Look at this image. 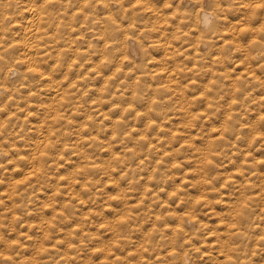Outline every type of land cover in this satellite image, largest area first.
I'll use <instances>...</instances> for the list:
<instances>
[{
    "label": "rangeland",
    "instance_id": "obj_1",
    "mask_svg": "<svg viewBox=\"0 0 264 264\" xmlns=\"http://www.w3.org/2000/svg\"><path fill=\"white\" fill-rule=\"evenodd\" d=\"M67 1L59 5V14L71 6ZM95 3L96 0H91L88 9L91 29L97 33L103 30L107 35L118 31L116 28L124 22L122 15L118 12L110 14L106 8L104 12L95 13ZM250 5H253L250 0H231L230 18L234 20L229 25L237 24L239 29L247 19ZM262 10L253 13L252 18L259 20L258 25L264 24ZM19 13L16 20L20 26L10 29L13 24L6 25V37H0L1 56L3 51L9 53L12 50L16 55L22 53L20 40L14 36L20 33L24 24L25 15L20 19ZM165 13L171 24L184 25L183 14L174 11L172 5ZM12 17L9 15V23ZM101 25L103 29L97 28ZM255 26L253 20L246 31L239 33L240 46L235 47L228 35L222 39L220 45L224 53L215 63L214 72L218 73L212 80L214 89L210 87L215 99L211 104H207L204 98L195 100L197 104L193 107H197L195 113L192 111L194 117L190 128L183 118L181 105L196 97L197 94H193L195 84L184 93V99L172 89L168 95H144L135 99L134 107H131L132 92L122 82V69L114 74L108 68L104 73L106 84L99 83L100 78L91 81L93 73L89 74L87 83L98 89L103 87L107 95H116L122 111L116 114L108 108V101L106 121L96 114L86 122L81 118L77 97L72 103L66 101L61 113L67 111L70 118H62L63 122L53 129L50 142L58 146L43 160L47 174L40 185L32 178L22 179L27 168L25 161L12 162L10 156H0V194L9 182L17 185L15 198L24 197V208L16 215L15 224L9 218L10 203L9 206H0V264H30L32 261L37 264H210L207 255L214 251L213 242L206 238L211 229L219 225L222 216L223 222L228 219L225 216L228 207L237 210L234 208L238 205L235 199L242 195L246 199L243 205L248 209L247 215L242 218V223L236 222L235 218L226 221L233 222L232 227L237 233L232 241L233 264H264V215L261 213L264 209V90L256 85L255 79L247 78L249 74H255L261 78L260 83L264 80V52L252 50L248 59L242 58L244 49L256 41L253 35ZM67 28L69 26H65ZM184 29V34L189 35L187 26ZM171 41L174 46L177 43L182 47L178 53V72L185 74L191 83V79L194 81L193 78L207 67L202 58L191 52V46L175 37ZM101 45L96 44L93 48L98 50ZM77 47L81 51L86 45ZM154 54L153 51L147 54L150 61L146 67L153 76L146 80L157 88L162 86L156 85L163 78L156 70L155 59H151ZM90 56L91 60H76L72 75L62 79L67 82L63 89L68 95L77 94L82 88L74 89L70 84L82 78L79 76L87 77L77 66L85 64L86 68L90 64L86 62L97 61L95 55ZM70 59L64 56L59 61ZM57 62L54 54L47 57L43 70L61 80L64 72L60 73ZM223 62L226 66H221ZM241 89L243 93H238ZM48 90V82H33L29 102L19 101L16 97L9 107L2 108L3 100L0 99V123H3L0 142L4 143V149H15L11 154L13 159L28 155L27 150L37 139L39 134L35 128L40 125L36 124V118L43 117L44 107L51 98ZM233 91L237 94L231 97ZM146 105L151 106L149 111L142 110ZM26 106L30 110L29 118L21 111ZM226 109L227 114L224 113ZM7 113H11L12 118H8ZM111 120L117 122L114 131L109 125ZM77 129L82 133L83 142L73 134ZM209 130L210 140L215 141L205 159L207 169L212 172L210 176L205 174L207 186L205 194H201L195 184L202 173L196 150L205 147ZM140 131L144 136L136 134ZM106 144H110L109 151ZM208 197L214 204V216L209 214L212 207L203 201L209 200ZM215 213L222 216L217 217ZM175 215L179 216L180 223L172 235L170 228L177 226ZM40 220H43L44 227L49 223L46 235L37 228ZM16 231H19L18 235ZM5 243L11 245L10 250L4 251ZM39 246L41 249L37 252ZM184 256L189 262H184Z\"/></svg>",
    "mask_w": 264,
    "mask_h": 264
},
{
    "label": "bare ground",
    "instance_id": "obj_2",
    "mask_svg": "<svg viewBox=\"0 0 264 264\" xmlns=\"http://www.w3.org/2000/svg\"><path fill=\"white\" fill-rule=\"evenodd\" d=\"M63 1L0 0V37H6V31L8 30L5 28L6 25L13 24L10 29L20 26L19 21L16 20L20 10L23 9L19 13L20 19L25 15L24 20H22L24 24L20 28V33H18L20 35H14L20 40L19 45L21 46L22 53L16 55L14 51L10 50L9 53L3 51L2 56L0 55V99L3 100L2 108L9 107L16 100V97H18L19 101L29 102L33 95L30 94L31 83H42V81H46L50 84V90L48 91L51 93L49 95L51 98L49 99V103L44 107L43 117L40 115L38 119L36 118V124L40 126L35 129L39 135L34 143L30 145L31 149L27 150L29 154L21 156L18 159H13L11 154L15 152V149H4V143L0 142V156H10L12 162L21 159L25 161L27 168L22 174V179L27 180L32 178L38 185H40L46 173L43 160L45 158L47 159L50 152L58 146L57 144L53 146L52 142H50L51 136L54 134L53 129L59 126L63 122V119L69 120L70 118L67 111L61 113L66 101L72 103L73 99L77 97L82 115L81 118L86 122H88L91 116L96 114L103 121H106L108 101H110L109 109L116 114L122 111L121 104L116 95H107L103 87L98 89L96 86L87 83V80H90V73L94 74L91 81L100 78L99 83L104 85L107 81L104 73L107 72L108 68L114 74L117 70L122 69V82L125 88L132 92L131 107H134L135 99H139L144 95H168V93H172V89L176 90L175 94L180 93V96L184 99V93L188 92L195 84L193 94H197L196 97L189 98L187 104L181 105L183 118L187 127L190 128L191 120L194 117L192 111L195 113L194 108L197 107H193L197 104L195 100L197 98H204L207 104H211L215 99L214 93L212 92V89H214L212 80L218 72H214L216 71L214 66L219 61V57L223 56L224 50L220 43L223 41L224 36H230L233 39L231 42L236 44L235 47L240 46L237 39L239 33L246 31L251 25V21L254 20L256 26L254 27L253 35H255L256 41L251 42L250 46L244 49L245 52L242 54V58L248 59L252 50L264 52V24L258 25L259 20L252 18L253 13L257 9H263L262 11L264 13V0H250V3H253V5L246 6L249 9L248 15L246 16L247 19L243 25L239 26V29H237V24L229 25L234 20V18H230L232 15L231 10H233L229 8L231 0H108L110 3L106 0H96L94 5L95 13L104 12L106 8L110 14L118 12L117 14H121L124 19L123 24L116 28L118 31H112L108 35L103 33V30L99 33L95 32L89 25L91 22L88 16V9H90L91 0H68L67 3H70L71 6L65 7L61 15L59 14L61 11L58 8ZM18 5L20 7L16 9L15 7ZM169 5H172L174 11L183 14L184 25L182 27H177L167 21L165 10L169 8ZM72 6L75 9L73 12ZM158 6H160V9ZM224 6L228 8H224ZM69 12L72 13L67 15ZM9 15L13 16L11 23H9ZM77 20H80L78 24L75 23ZM261 21H264V14L261 17ZM65 26H69V28L65 29ZM186 26L189 35L184 34V28ZM97 28L103 29L102 25ZM180 33L183 35L179 36ZM73 36L75 38H72ZM172 37H175L180 42L186 43L187 46H191V52L195 56L202 58V61L206 65L207 69L203 68L201 74L193 78L196 82L191 79L192 82L188 83V79L185 78L186 75L178 72V53L182 47H178L177 43L174 46L171 41ZM219 38L221 40H218ZM1 42L2 39H0V48ZM101 43L102 45L98 50L93 48L96 44ZM147 43L149 46H147ZM79 44L86 45L85 50L79 51L77 47ZM152 51L155 52V57H151V59H155L154 62L158 66L156 70H159V75L163 78V81L156 85L162 86L157 88L149 85L146 80L147 77L153 76V73L149 74V70L146 67L147 62L150 61L147 54ZM53 54L58 60L57 64L60 67V73L64 72L61 80L55 79L43 70L44 60ZM90 55H95L98 58L97 61L86 62L90 63L89 66L86 65V68H84L85 64L77 66L81 73L87 74V77L79 76L82 78L73 80L70 84L71 88L76 89L78 86L82 88L77 91V94L68 95L66 90L63 89L64 83L67 82L62 79L72 75L75 63H77L76 60L79 61L80 59L86 58L85 61L91 60L92 57ZM64 56H69L71 59L68 61H59V58ZM262 58L264 60V55ZM246 64L248 65V63ZM221 66H226V64L223 62ZM247 78L249 80L255 79L257 81L256 85L264 90V80L260 83V77L255 74H249ZM206 79L207 82L205 81ZM243 91L241 89L238 93H243ZM69 92L71 93V91ZM113 92L117 93V91ZM232 93L233 95L229 93L231 97L236 95L237 91H233ZM136 96L139 97L136 98ZM150 107L146 105L142 110L149 111ZM73 110L76 113V107L74 108V105ZM21 111L25 112V117L29 118L31 116L28 106L22 107ZM227 112L228 109L224 111L225 114ZM6 115L8 118H12L11 113H7ZM109 125L113 131L117 128V122L114 120L109 121ZM2 126L3 123H0V128ZM6 131L8 130L5 129ZM73 134L76 135L79 141L83 139L80 129L75 130ZM136 134L141 137L144 136L141 131ZM210 135L211 131L209 130L205 147L202 150H196V160L198 157V163L200 164L202 173L199 175L200 177L195 184L199 188V191H201V194H205L204 191L207 186L205 174H209L210 176L212 172L211 169H207V159H205L212 143L215 141L210 140ZM105 147L109 151L110 144H106ZM152 149L156 150L157 148L153 147ZM109 155L112 156V152ZM70 174L72 175V173ZM66 176L68 177V175ZM73 183L70 186L71 188L74 185ZM241 185L238 188H241ZM243 187L245 188L246 186L244 185ZM17 189L16 183L8 182L4 185L3 193L0 194V206H9V203L11 205L9 207V218L12 224L16 223V215L24 208V197L15 198ZM245 190L247 189L245 188ZM262 193L264 196V192ZM242 196H237L235 199L238 205L234 208H237V210L228 207V214L226 215L224 213L228 219L235 218L236 222L240 223L243 221L242 218L247 215L248 210L243 205L246 199L242 198ZM3 198L5 199L4 201L2 200ZM46 198L48 199L50 197L47 196ZM51 199L48 201L51 202ZM203 201L209 208L210 206L212 207L210 208L211 211L209 214L214 216L212 212L214 204L210 198L209 200L203 199ZM222 205L224 206V204ZM261 213L264 215V209ZM215 216L221 217L222 215L215 213ZM222 218L219 219V225L213 227L209 232V236L206 238V240L210 238L213 242L211 245L214 251L207 255V260L210 264H233L232 241L235 239L233 235L237 233L234 232L232 227L233 222L228 221L226 223L228 219L223 222ZM174 219L177 226L172 229L170 228L172 235L180 223L179 216L175 215ZM42 221H39L37 228L42 235H46L49 230V223H46L47 226L44 227ZM16 234L18 235L19 231H16ZM10 248V244H4V251L10 250ZM40 249L41 247L39 246L37 252ZM183 260H185L184 262H189V259L185 256ZM35 263L37 264V261L30 262V264Z\"/></svg>",
    "mask_w": 264,
    "mask_h": 264
}]
</instances>
